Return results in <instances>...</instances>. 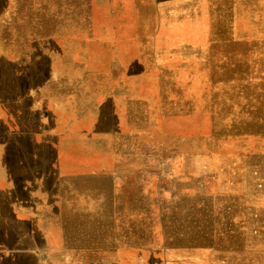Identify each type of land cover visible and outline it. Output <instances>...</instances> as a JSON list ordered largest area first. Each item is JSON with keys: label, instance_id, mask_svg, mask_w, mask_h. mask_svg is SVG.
<instances>
[{"label": "rangeland", "instance_id": "obj_1", "mask_svg": "<svg viewBox=\"0 0 264 264\" xmlns=\"http://www.w3.org/2000/svg\"><path fill=\"white\" fill-rule=\"evenodd\" d=\"M233 1L0 0V62L16 80L47 63L41 82L0 97V169L10 137L52 149L48 178L37 155L27 166L25 200L13 175H0L5 222L55 232L64 186L51 181L99 176L138 210L131 221L115 214L114 240L122 225L180 228L207 210L230 226L232 247L251 240L264 254V11L263 31L253 22L257 33H245L230 18ZM174 235L178 257L187 234ZM14 242L0 235V264L12 263ZM218 251L208 243L204 253ZM39 255L50 264L60 252ZM79 255L78 264L104 256Z\"/></svg>", "mask_w": 264, "mask_h": 264}, {"label": "bare ground", "instance_id": "obj_2", "mask_svg": "<svg viewBox=\"0 0 264 264\" xmlns=\"http://www.w3.org/2000/svg\"><path fill=\"white\" fill-rule=\"evenodd\" d=\"M263 4L258 3L254 5L253 18L254 25L258 24V30L263 31V24L259 22V17L264 10ZM256 20V22H255ZM240 28L243 27L240 26ZM245 33L256 34L257 30L252 27V23L247 25L244 29ZM0 97L8 99H15L16 95L24 94L28 87L39 83L43 79V73L47 71V63L41 64L34 62L30 64L27 70L28 75L22 79H15L10 70H7L4 62H0ZM4 67V68H3ZM28 84V86H25ZM174 126L178 124L182 129H190L192 125L188 121L175 120ZM4 137V136H3ZM5 138V137H4ZM52 154V149L44 145L39 147L31 143L29 135L20 137H10V144L7 145L5 150L4 159L7 165L4 169H0V175H13V184H15V192L21 191V185L25 181H32L35 178L31 177L27 171V166L33 160V156L37 155L34 162H39L40 167L37 171L45 174V177L50 176L47 169V161ZM49 186H55L59 190L64 186V191L61 192L57 204L63 211V222L66 228L72 233L74 239L89 232L93 233L95 241L100 243L109 236L111 224L117 212L125 213L133 206V197L129 195H120L113 197L111 194L110 183L99 176H79L71 181V179H64L56 182L54 179ZM69 182L70 188L65 185ZM23 194V192H21ZM135 197V195H133ZM7 199L0 194V235L9 233L10 238L15 236V240L21 249V264H34L30 260L32 252L38 245H55V243H63L62 239L56 240V232L48 230V227L42 229V233H35L36 235L24 238V234L30 230V225L20 226L15 223L12 227L9 223L5 222L9 213L7 209ZM121 205V206H120ZM132 205V206H131ZM230 211H222V215H226ZM212 211H200L191 215L190 228L188 229V237L192 241H198L201 238L204 243H210L219 246V251L213 254V257H221L224 259V264H237L235 261L243 260L244 258L264 259V254H256L251 252L254 248V243L250 240L247 242V247L244 248L240 243L232 247L229 243L234 242L235 237L233 232L230 231V226L221 227L217 224L216 217ZM220 213V214H221ZM124 216V215H123ZM125 219V218H124ZM38 229L42 226H38ZM87 228H89L88 231ZM63 231V236L65 235ZM69 236V234H67ZM35 236H40L39 238ZM236 238H243L241 235H236ZM66 240H64L65 244ZM15 243V242H14Z\"/></svg>", "mask_w": 264, "mask_h": 264}, {"label": "crops", "instance_id": "obj_3", "mask_svg": "<svg viewBox=\"0 0 264 264\" xmlns=\"http://www.w3.org/2000/svg\"><path fill=\"white\" fill-rule=\"evenodd\" d=\"M255 2L256 0H237L234 4L233 1L232 7L230 8L231 20L242 27H246L250 23H252L253 26V9ZM262 4V10H264V0H262ZM27 182L29 181L22 183L21 191L14 193L17 196H22L24 200L26 195L23 191V187L27 185ZM21 192H23V194H21ZM137 211L136 209L130 208V210L125 213L122 212V217L131 221L138 217ZM63 217V211L60 208L55 212L57 226L55 232L57 234L56 240L62 239L63 243L56 242L55 245H46L45 247L44 245H38L30 256V260L34 264H41L39 261V253L44 249H55V251L57 250L60 252V256L55 259L53 258L54 263L50 261V264H78L77 257L80 256V251L86 252V255H88V253L92 254V252L100 253V251H103L104 256L101 261H90L84 264H224V259L221 257H213V255L211 257H206L204 251L206 250L207 243L201 241V238H197L198 241H192L188 235L180 236L182 239V242H180L182 246H180L179 243L178 246L184 251L181 256L176 257V237L174 234H188L189 226L180 228L167 226L159 228V226L145 227L137 224L122 225L117 237L113 236L116 240L112 238V230H110L109 236L98 243L95 241L94 234L89 232L83 234L79 240H75L73 232L71 233L66 228ZM64 230L66 234L63 236L62 233ZM88 230L89 228H87L86 231ZM176 230L180 231L176 232ZM27 232L28 235L25 233L24 238L36 235L32 234L31 229ZM35 232H38V230ZM67 234H69V236ZM35 237L39 238L40 236ZM64 240H66L65 244ZM13 246L16 251L11 264H21V249L16 243H13ZM62 250L71 252V259H69V262L67 258L62 255ZM57 259L58 261H56ZM235 262L237 264H264V259L254 260L253 258H244L243 260Z\"/></svg>", "mask_w": 264, "mask_h": 264}]
</instances>
